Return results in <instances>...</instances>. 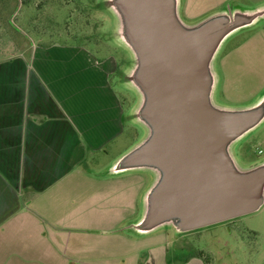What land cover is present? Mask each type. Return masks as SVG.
<instances>
[{"label": "crops", "instance_id": "obj_1", "mask_svg": "<svg viewBox=\"0 0 264 264\" xmlns=\"http://www.w3.org/2000/svg\"><path fill=\"white\" fill-rule=\"evenodd\" d=\"M228 1L180 0V16L212 15ZM250 1L256 5L251 10L264 7V0ZM32 48L28 42L0 60V264H189L170 257L180 234L173 227L144 235L132 229L154 173L87 168L93 152L105 151L124 132L109 114L106 121L93 117L94 95L116 106L119 100L108 80L92 86L83 81L81 74L97 66L93 53L36 42ZM218 54L213 99L223 80ZM228 62L233 89L249 102L221 107L255 104L264 95V25L220 64Z\"/></svg>", "mask_w": 264, "mask_h": 264}, {"label": "water", "instance_id": "obj_2", "mask_svg": "<svg viewBox=\"0 0 264 264\" xmlns=\"http://www.w3.org/2000/svg\"><path fill=\"white\" fill-rule=\"evenodd\" d=\"M117 38L133 57L126 83L140 97L133 117L145 139L107 171H150L137 234L170 226L184 234L259 211L264 161L243 168L233 145L264 122V95L253 105L215 104L214 61L223 44L264 18V7L230 8L187 25L180 0H107Z\"/></svg>", "mask_w": 264, "mask_h": 264}, {"label": "rangeland", "instance_id": "obj_3", "mask_svg": "<svg viewBox=\"0 0 264 264\" xmlns=\"http://www.w3.org/2000/svg\"><path fill=\"white\" fill-rule=\"evenodd\" d=\"M106 4L107 0H0V60L19 49L28 48V42L31 50L34 42L46 48L79 46L95 56L97 66L93 71L81 74L83 81L92 86L104 85L108 80L119 100L116 106L112 99L103 97L101 100L94 95L93 117L106 121L109 114L112 121L124 129L105 151L93 152L87 162L91 172L104 173L147 135L146 129L133 117L140 97L126 83L134 60L130 50L118 40V21ZM228 8L247 11L256 5L250 0H229L217 11ZM209 12L201 14L205 18L211 14ZM203 17H187L183 12L181 15L187 25L196 24ZM20 18L22 21H18ZM263 25L264 21H258L235 33L223 44L216 63L223 80L216 92L215 104L240 107L249 102L245 92L233 89L231 62L225 67L220 63L225 54ZM242 67L246 66L243 64ZM232 150L241 167L264 161V122L236 142ZM170 257H174L177 263L189 264H264V205L253 214L179 234L174 239Z\"/></svg>", "mask_w": 264, "mask_h": 264}, {"label": "built area", "instance_id": "obj_4", "mask_svg": "<svg viewBox=\"0 0 264 264\" xmlns=\"http://www.w3.org/2000/svg\"><path fill=\"white\" fill-rule=\"evenodd\" d=\"M259 153L261 154V151Z\"/></svg>", "mask_w": 264, "mask_h": 264}, {"label": "trees", "instance_id": "obj_5", "mask_svg": "<svg viewBox=\"0 0 264 264\" xmlns=\"http://www.w3.org/2000/svg\"><path fill=\"white\" fill-rule=\"evenodd\" d=\"M246 39V38H245Z\"/></svg>", "mask_w": 264, "mask_h": 264}]
</instances>
